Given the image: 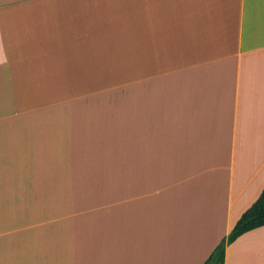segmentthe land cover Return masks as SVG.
Masks as SVG:
<instances>
[{"label": "crops", "instance_id": "crops-1", "mask_svg": "<svg viewBox=\"0 0 264 264\" xmlns=\"http://www.w3.org/2000/svg\"><path fill=\"white\" fill-rule=\"evenodd\" d=\"M263 189L264 0H0V264H204Z\"/></svg>", "mask_w": 264, "mask_h": 264}, {"label": "trees", "instance_id": "trees-1", "mask_svg": "<svg viewBox=\"0 0 264 264\" xmlns=\"http://www.w3.org/2000/svg\"><path fill=\"white\" fill-rule=\"evenodd\" d=\"M261 227H264V189L254 204L235 223L228 236L217 245L204 264H224L226 247L245 233Z\"/></svg>", "mask_w": 264, "mask_h": 264}, {"label": "rangeland", "instance_id": "rangeland-1", "mask_svg": "<svg viewBox=\"0 0 264 264\" xmlns=\"http://www.w3.org/2000/svg\"><path fill=\"white\" fill-rule=\"evenodd\" d=\"M98 3H99V0H98ZM89 15H90V13H89V11L88 10H82V17L84 18V19H82L81 21L82 22H89V23H92V19H89ZM102 20V17H98V21H101ZM98 23H100V22H98ZM103 25H104V23L103 22H101Z\"/></svg>", "mask_w": 264, "mask_h": 264}]
</instances>
